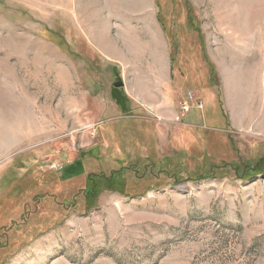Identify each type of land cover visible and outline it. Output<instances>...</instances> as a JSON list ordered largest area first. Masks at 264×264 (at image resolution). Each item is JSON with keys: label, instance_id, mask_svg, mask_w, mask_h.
<instances>
[{"label": "rangeland", "instance_id": "1", "mask_svg": "<svg viewBox=\"0 0 264 264\" xmlns=\"http://www.w3.org/2000/svg\"><path fill=\"white\" fill-rule=\"evenodd\" d=\"M109 1L0 0V264H264V0Z\"/></svg>", "mask_w": 264, "mask_h": 264}, {"label": "crops", "instance_id": "2", "mask_svg": "<svg viewBox=\"0 0 264 264\" xmlns=\"http://www.w3.org/2000/svg\"><path fill=\"white\" fill-rule=\"evenodd\" d=\"M156 34H157V32H156ZM158 76H159V74L156 71H154L153 69H150L149 71H147L146 74L144 73L140 78H138V80H136V81H145V82L143 84H140L141 86L138 88V91H136L137 95L135 96V98L140 97L141 100L143 99L147 102H150L151 104L157 102V99L154 98V96H152V94H153V81L157 80ZM122 88H124V87H122ZM142 89L146 94L141 93ZM173 114H175L174 109H173ZM175 116H176V114H175Z\"/></svg>", "mask_w": 264, "mask_h": 264}, {"label": "built area", "instance_id": "3", "mask_svg": "<svg viewBox=\"0 0 264 264\" xmlns=\"http://www.w3.org/2000/svg\"><path fill=\"white\" fill-rule=\"evenodd\" d=\"M192 109H196L197 111H201L203 106L200 102L193 101V97L191 96L190 92L186 94V99L181 102L179 106L180 114H188Z\"/></svg>", "mask_w": 264, "mask_h": 264}, {"label": "water", "instance_id": "4", "mask_svg": "<svg viewBox=\"0 0 264 264\" xmlns=\"http://www.w3.org/2000/svg\"><path fill=\"white\" fill-rule=\"evenodd\" d=\"M124 86L123 82L121 80H118L113 84V87L116 89L122 88Z\"/></svg>", "mask_w": 264, "mask_h": 264}, {"label": "bare ground", "instance_id": "5", "mask_svg": "<svg viewBox=\"0 0 264 264\" xmlns=\"http://www.w3.org/2000/svg\"><path fill=\"white\" fill-rule=\"evenodd\" d=\"M142 1H143V0H142ZM110 2H111V0L109 1V3H110ZM142 3H143V2H142ZM143 5H144V4H143ZM145 5H146V4H145ZM110 6H111V5H110ZM111 7H112V6H111ZM129 7H130V6H129ZM129 7H128V8H129ZM135 7H136V6H135ZM109 8H110V7H109ZM130 8H131V7H130ZM112 9H113V8H112ZM131 9H132V8H131ZM131 9H130V10H131ZM136 9H137V8H136ZM136 9H135V10H136ZM133 12H134V11H133ZM150 36H151V35H150ZM104 39H105V38H104ZM103 41H104V40H103Z\"/></svg>", "mask_w": 264, "mask_h": 264}, {"label": "trees", "instance_id": "6", "mask_svg": "<svg viewBox=\"0 0 264 264\" xmlns=\"http://www.w3.org/2000/svg\"><path fill=\"white\" fill-rule=\"evenodd\" d=\"M123 99H124V98H123ZM114 152H115V151H114ZM114 152H113V153H114ZM114 154H116V153H114ZM116 155H117V154H116ZM260 163H262V162L260 161Z\"/></svg>", "mask_w": 264, "mask_h": 264}]
</instances>
